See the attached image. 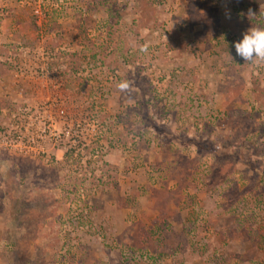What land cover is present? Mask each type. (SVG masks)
I'll list each match as a JSON object with an SVG mask.
<instances>
[{
  "label": "rangeland",
  "instance_id": "1",
  "mask_svg": "<svg viewBox=\"0 0 264 264\" xmlns=\"http://www.w3.org/2000/svg\"><path fill=\"white\" fill-rule=\"evenodd\" d=\"M252 26L264 0H0V264H264Z\"/></svg>",
  "mask_w": 264,
  "mask_h": 264
},
{
  "label": "clouds",
  "instance_id": "2",
  "mask_svg": "<svg viewBox=\"0 0 264 264\" xmlns=\"http://www.w3.org/2000/svg\"><path fill=\"white\" fill-rule=\"evenodd\" d=\"M234 47L236 54L246 62L257 66L264 65V26H252ZM117 86L121 91H126L130 87L126 80L121 81Z\"/></svg>",
  "mask_w": 264,
  "mask_h": 264
},
{
  "label": "trees",
  "instance_id": "3",
  "mask_svg": "<svg viewBox=\"0 0 264 264\" xmlns=\"http://www.w3.org/2000/svg\"><path fill=\"white\" fill-rule=\"evenodd\" d=\"M201 19V18H200ZM203 19V18H202ZM209 19V18H208ZM198 21H201V20H198ZM208 21V20H207ZM234 150H235V148H233ZM64 158L66 159V158H68V160H70L71 158H72V151L71 150H69V149H67V150H65L64 151ZM89 163V162H88ZM72 189L71 190H68V188L66 189L67 190V194H72V195H74V192L76 191V186L74 187V186H72L71 187ZM69 191H71V192H69ZM65 193V192H64Z\"/></svg>",
  "mask_w": 264,
  "mask_h": 264
},
{
  "label": "built area",
  "instance_id": "4",
  "mask_svg": "<svg viewBox=\"0 0 264 264\" xmlns=\"http://www.w3.org/2000/svg\"><path fill=\"white\" fill-rule=\"evenodd\" d=\"M63 110H61V112H62Z\"/></svg>",
  "mask_w": 264,
  "mask_h": 264
}]
</instances>
